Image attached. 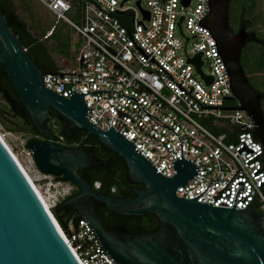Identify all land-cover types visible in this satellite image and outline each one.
Listing matches in <instances>:
<instances>
[{
    "label": "built area",
    "instance_id": "2783aa9c",
    "mask_svg": "<svg viewBox=\"0 0 264 264\" xmlns=\"http://www.w3.org/2000/svg\"><path fill=\"white\" fill-rule=\"evenodd\" d=\"M37 1L71 26L83 42L75 68L46 73L75 75H44L45 88L66 99L86 94L87 120L103 131L115 127L167 178H174L173 163L182 158L181 140L184 159L193 161L199 174L188 186L178 187L180 198H196L211 185L198 203L232 209L244 186L236 209L257 206L264 216V146L254 135V120L242 110L203 108L241 106L238 100H228L234 97L230 76L214 37L199 26L209 15L210 0H191L188 6L185 0H86L76 20L67 0ZM120 24L130 30L148 59ZM198 54H202L201 72L191 62ZM153 57L188 94L151 61ZM105 90L113 92L90 93ZM121 94L137 99L180 140L154 122L138 102ZM100 187L96 182L94 188ZM52 217L80 264H114L86 219H70L63 227Z\"/></svg>",
    "mask_w": 264,
    "mask_h": 264
},
{
    "label": "water",
    "instance_id": "95a60500",
    "mask_svg": "<svg viewBox=\"0 0 264 264\" xmlns=\"http://www.w3.org/2000/svg\"><path fill=\"white\" fill-rule=\"evenodd\" d=\"M184 2L188 6L191 0ZM230 2L210 0L209 15L199 22V26L207 28L214 37L230 76L234 97L228 100H238L241 106L203 107L199 104L204 109L247 112L256 124L254 135L264 146L261 96L250 85L241 64L242 43L240 34L235 35L230 26ZM127 32L134 45L148 59L150 56L138 46L130 30ZM151 61L158 64L154 57ZM191 62L201 72L202 54L191 59ZM0 63L36 133L46 138L45 141L32 140L28 143V150L37 167L43 174L63 177L65 182H73L80 189L78 194L63 204L71 208L63 222L67 224L73 213L79 212L81 218L91 224L114 264H264V216L253 207L236 209L238 193L245 192L246 187L241 186L237 191L232 209L198 203L197 199L211 185L196 198H180L177 195L178 187L188 186V182L199 174V170L193 161L184 159L182 142L177 133L146 112L137 99L121 94L138 102L154 122L173 131L180 140L182 158L173 163L176 172L174 178L162 175L137 150L136 145L115 130V127L103 131L91 124L87 120L89 107L85 102L86 94L75 93L70 96L71 99H66L45 88L44 75L75 74H46L40 69L8 25L1 10ZM206 80L212 82L211 78ZM176 85L185 91L181 84ZM108 91L113 92L105 90L90 93ZM0 93L4 94L14 112L19 111L21 116L26 117L8 90L0 87ZM51 109L60 119L68 122L67 134L73 128L84 129L95 135L109 152L125 159L129 182L143 186L134 188L136 197L114 198L92 187L84 172L95 167H106L109 162L82 146L64 147L56 144L54 135L44 125L51 117ZM97 207H104L121 218H141L148 213L154 214L159 220V228L153 233L132 232L121 224L114 230H108ZM50 212L0 137V264H80Z\"/></svg>",
    "mask_w": 264,
    "mask_h": 264
},
{
    "label": "flooded vegetation",
    "instance_id": "af4514ba",
    "mask_svg": "<svg viewBox=\"0 0 264 264\" xmlns=\"http://www.w3.org/2000/svg\"><path fill=\"white\" fill-rule=\"evenodd\" d=\"M0 5L5 9L6 12L16 9V13L18 14L16 6L14 4H11L9 1L0 0ZM8 20V22H10L11 19ZM229 22L234 34H240V42L242 43L241 64L249 80L250 85L261 96V107L264 112V0H231L229 9ZM24 29L25 28L18 21V30L22 32V41H26L25 34L23 32ZM27 52L40 69L45 72H54L45 68L46 57L43 55V53H41V51L37 49L34 50L32 53H30L29 51ZM0 87L8 90L10 96L19 104L22 110L26 113L22 101L20 100L11 80L9 79L2 65L0 66ZM0 96L5 99L3 93H0ZM7 104L10 106L8 102ZM54 112L55 111L51 109V117L44 122L45 127L54 135V142L64 147L82 146L83 148H85L84 146L87 137L82 135L84 129L73 128L70 131V134H67L66 129L68 127V122L66 120L57 119L55 117ZM14 113H17L23 120L31 122V119L27 115V113L26 117L21 116L19 111H16ZM35 140L45 141L46 138L37 134ZM114 160L116 161L117 159ZM115 175L116 173H112L111 169L105 172V170L101 171L95 167L88 169V171L86 170L85 177L89 183V179L93 180L94 178H103L107 182L106 187H108L109 184L114 180ZM96 182H100L102 185L101 181ZM70 184L72 185V190L70 191L69 195L62 200L63 202L61 201L62 203L60 204L62 213L66 214L70 213L71 208L69 206H63V204L66 202L67 199L75 196L80 192L78 186L73 183ZM134 188L141 187L135 186L133 187V189ZM113 189H115L113 195L109 196H112L114 198L126 199L136 197V193L135 195H132L129 192L119 193L118 187H114ZM97 212L100 216L104 218V226L108 230H114L119 225L125 224L122 223L123 221H120L118 223V215L111 213L104 207H97ZM79 217H81L79 212H75L73 213L71 219L77 220ZM125 220L129 224L132 219L126 218Z\"/></svg>",
    "mask_w": 264,
    "mask_h": 264
},
{
    "label": "rangeland",
    "instance_id": "374dc122",
    "mask_svg": "<svg viewBox=\"0 0 264 264\" xmlns=\"http://www.w3.org/2000/svg\"><path fill=\"white\" fill-rule=\"evenodd\" d=\"M14 5L17 8L21 21L29 26L36 24L35 26L39 28L35 30V35L39 37V39L42 40L44 34H46L50 28L51 30H56V36L44 43L57 64L58 70L62 71L67 67L75 68V58L79 49L83 46V42L75 30L65 22L58 21L50 11L37 0H15ZM58 39H60V41H69L68 47H70L72 58L66 55L60 56L57 52H54L55 48L53 45ZM203 71L209 72L207 65L203 66ZM0 115L3 119L0 120L1 136L45 197L52 212L57 204L69 195L72 190V185L58 180L56 177L45 176L39 170L32 154L26 147L30 141L36 139V135H32L26 130H23L21 119L9 113V105L2 96H0Z\"/></svg>",
    "mask_w": 264,
    "mask_h": 264
},
{
    "label": "trees",
    "instance_id": "16d2710c",
    "mask_svg": "<svg viewBox=\"0 0 264 264\" xmlns=\"http://www.w3.org/2000/svg\"><path fill=\"white\" fill-rule=\"evenodd\" d=\"M7 1H9L11 4H14L15 0H7ZM67 1L69 3H71V5L74 8L75 12L73 14V17L76 20L82 5L86 0H67ZM0 10L5 15L7 20L11 19L10 22H8V25L12 28L14 33L20 37V40L22 42L23 47L27 51H29L30 53H32L34 50L38 49L46 57V67L45 68L52 70L54 72L59 71L57 68V64L55 63V61L53 60V58L49 52L48 47L44 43L47 40L56 36V30L53 31V34L51 35V37H49L48 39H45V36L48 34V32L51 31V28H50L47 31V33L44 34V37H43L44 39L42 38V40H41V39H39V37H37L35 35V30L39 29L38 27L35 26L36 24L29 26L26 23H23V21H21L20 17L16 13V9L9 11V12H6L5 9L0 5ZM18 21L25 28L23 32L25 34L26 41L25 40L22 41V39H23L21 37L22 32H20L18 30ZM53 46L55 48L54 52H57L60 56L66 55V56H69L70 58H72L70 47H68L69 41H67V42L63 41V40L60 41V39H58L56 42H54ZM0 66H1V63H0ZM235 103L237 104V101ZM9 113L12 116H15V117H18L21 119L22 125L24 128L23 130H26L28 133H30L32 135H37L34 127L32 126L33 124L30 121L23 120L17 113H14V111L12 110V108L10 106H9ZM54 114H55V117L57 119H60L56 112H54ZM0 120H3L1 115H0ZM82 135L87 137V140L85 141V146H84L86 148V150L89 152H92L93 154L100 157L101 159L109 162V166H106V167L100 166V167H96V168H98L101 171L105 170V172L107 170L111 169L112 173H116L114 180L109 184L108 187H106L107 182L103 178H94L93 180H90L88 178L92 187H94L96 181H101L102 185H101V188L99 189V191L103 194H106V195H113L112 189L114 187L119 188V193L129 192L132 195H135V191H134L133 187H135V186L143 187L142 185H134V184H131L129 182L127 165H126V161L124 158H119L117 154L109 152L106 148L103 147V145L101 144L99 139L95 135L90 134L88 131L83 130ZM26 147L28 149V144L26 145ZM114 159H117V160L115 161ZM84 175H86V171H85ZM55 177L58 180L64 181L63 177H58V176H55ZM70 183H73V182H70ZM62 202L60 201V203L57 204V206L52 210V213L54 214L55 218L60 223V225L63 227H66L67 224H65L63 222V218L67 214L62 213L61 206H60V204ZM255 208L258 209L257 206H255ZM80 218L81 217H79L77 220H79ZM117 218L119 220L118 223L120 221H123L122 223H125L124 225L127 227V229L132 231V232L141 231V232L153 233V232L157 231L159 228L158 218L154 214H151V213H148L141 218L128 217V218L132 219L129 224L126 222V220H125L126 218H121L119 216H117Z\"/></svg>",
    "mask_w": 264,
    "mask_h": 264
},
{
    "label": "bare ground",
    "instance_id": "6f19581e",
    "mask_svg": "<svg viewBox=\"0 0 264 264\" xmlns=\"http://www.w3.org/2000/svg\"><path fill=\"white\" fill-rule=\"evenodd\" d=\"M0 137L3 139V141L5 142L4 138L1 136ZM6 143V142H5ZM7 147L9 148L8 144H6ZM10 149V148H9ZM11 150V149H10ZM12 151V150H11ZM13 155L16 157L17 161L19 162V164L21 165V167L24 169L25 173L27 174V176L29 177V179L31 180V182L33 183L35 189L37 190L38 194L40 195L41 199L44 201L45 205L47 206V208L50 210V206L47 203L45 197L42 195V193L40 192V190L38 189V187L36 186V184L34 183V181L32 180V178L29 176L28 172L26 171V169L24 168V166H22V164L20 163L19 159L17 158V156L14 154V152H12Z\"/></svg>",
    "mask_w": 264,
    "mask_h": 264
}]
</instances>
